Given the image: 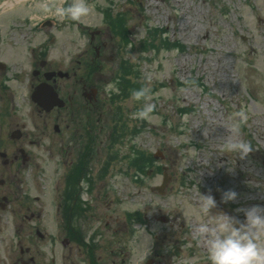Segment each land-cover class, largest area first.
<instances>
[{
	"label": "rangeland",
	"instance_id": "1",
	"mask_svg": "<svg viewBox=\"0 0 264 264\" xmlns=\"http://www.w3.org/2000/svg\"><path fill=\"white\" fill-rule=\"evenodd\" d=\"M44 3L62 4L27 0L0 12V57L9 65L3 74L8 78L6 92L12 95L3 96L13 102L14 109L9 107L15 115L7 117V123L0 121V128L6 133L18 122V127L24 124L25 140L37 139L23 143L31 156L29 166L0 164L4 168L0 178L6 179L0 181V202L3 195L11 204L13 193L19 199L28 195L35 213L24 224L19 215L25 206L15 207L21 211L15 216L2 212L0 264H22L20 258L27 263L31 255L34 264H62L65 249L57 205L63 173L77 159L80 142L93 149L86 157L94 183L80 197L88 203L90 225L103 233L96 252L110 257L107 250L114 248L117 264L121 248L127 252V264H144L146 257L157 261L160 253L166 264H208L205 244L193 239L198 223L210 218L200 210L199 193L214 196L234 190L237 196L223 202L224 212L241 219L238 208L264 205V0H87L92 10L78 21H61L43 12ZM45 18L55 22L48 32L36 28ZM112 18H118L121 33H127V44L109 29ZM11 28L20 29L17 36ZM94 29L100 31L93 41L99 45L96 80L95 71L86 68L94 57L87 30ZM166 42L170 47L165 48ZM146 43L153 49L142 51ZM32 48L47 50L49 67L73 71L80 65L79 74L89 77L85 81L96 82V99L82 96L79 77L70 72L67 80L57 79L65 106L39 112L27 98L22 79L15 76L20 67L26 69ZM122 63L134 66L139 77L129 86L138 89L150 82L148 102L155 108L149 119L131 118L145 101L105 92L108 83L116 84ZM21 76L29 87L30 71ZM6 101L0 97V109ZM236 126L240 137L252 144L243 159L221 152ZM113 127L123 130L120 141L111 144ZM157 150L160 156L152 161L149 174L140 173L134 167L140 159L138 154L132 157L133 151L151 156ZM158 165H166L169 176L163 192L155 189L162 178ZM16 172L22 179L19 184ZM216 201L212 215L222 212L220 197ZM130 213L142 221L131 222ZM181 221L193 231L190 237L178 239ZM89 263L86 258L81 262Z\"/></svg>",
	"mask_w": 264,
	"mask_h": 264
},
{
	"label": "flooded vegetation",
	"instance_id": "2",
	"mask_svg": "<svg viewBox=\"0 0 264 264\" xmlns=\"http://www.w3.org/2000/svg\"><path fill=\"white\" fill-rule=\"evenodd\" d=\"M46 25H51V23L49 24L48 21H43L40 23V27L46 26ZM80 28L84 30L82 26H80ZM11 31H14L15 32L14 36H17V33L18 31H20V29L11 28L10 32ZM95 36H96V30L89 31L88 45L93 48L94 57L90 61H88L86 68L90 70L91 73L93 72V70L95 71L94 79L96 80V47L97 46L93 44V41L95 40ZM27 37H29V35H27ZM31 50H32L31 52L32 59L29 58L28 60L29 65L27 63L26 69L23 70L24 67H20L19 70L15 69L16 70L15 76L16 77L18 76V79H22V80H19V82L20 84L24 85L27 89V94H26L27 98L29 97L30 99L31 91L34 90L36 86L39 85L40 83L45 82L46 78H50L49 82L52 83L53 86L59 92L60 88L57 83V79L61 78V79L67 80L70 77V72H71L72 77L74 78L79 77V82L81 83L82 92L85 95V97L87 96L86 99H88L89 101L94 100L95 96H93L92 94L94 93L93 89L96 90V86H95L96 82H92L89 80L85 81V79L89 77H86V75L82 76L79 74V71L81 69L80 65H77L73 71L69 69L65 70L67 71L68 74H64L63 77H61L62 75H57V74L52 76V74L49 73L50 71L52 70L57 71L60 69L52 68L48 66V60L46 58L47 50L46 49L38 50L37 52L35 51L34 48H32ZM37 56H39V58H35ZM31 63H32V66H31ZM29 66L32 68H29ZM5 67H6L5 65L3 67V65L0 64V73H1L0 74V97L2 98V100L4 99V101H6V97L4 98L3 94L4 92H6V89L9 90V84L7 82L8 78H5L3 74L5 72ZM27 69L30 71V74H31V77L29 81L27 82L29 84V87L26 85L25 77L21 76L22 74L25 73V71L26 72L28 71ZM4 95H7V97L9 96V98H11L12 96L10 91H8V93L6 92ZM9 105L12 107V109H14L13 102L11 103L7 102V106L5 104L2 107V109H0V121L2 123H5L6 121H8L7 117H9L11 114L15 116L12 109H10ZM38 108H39V112H42V111L50 112L55 107H53L52 109L48 111L40 107ZM14 111H17V109H15ZM31 114L34 115V113L32 112ZM18 124H19L18 122H15V128L11 130L8 129L6 133L2 132L3 130L2 127L0 128V156L1 158H3L2 163L0 164H2V166L4 164H8V166L10 167L14 163H17L19 166L23 164L24 166L25 164L29 166L31 163L29 161V159L31 158L30 153L25 149L23 143L26 140H27V143L29 144L36 143L37 139L28 138L25 140L24 138L27 135L23 131L24 124L20 125V127L17 126ZM55 130L57 131L59 130L58 126H55ZM84 149L85 147L82 146V150H81L82 155H78L77 159L73 162L74 164L70 163L66 167V170L64 171V176H63L64 179H63V184H62L64 198L62 202H60L57 205V210L60 211L61 209L60 222H61V228H62L61 232L63 236L62 245L65 249L64 253H62V264H81L82 261H85V258L88 261H90L89 264H117L115 262L116 260L114 259V256L116 254V252L114 251V248H110L109 250H107L110 257L103 256L100 253H98L101 251L96 252L98 241L103 236V233L100 230H96V225L94 226L90 225L89 220L92 217L91 215L85 214L87 210L85 204H88V203L83 202V199L80 197L82 190L88 191L92 189L90 187V184L94 183L91 178L92 176H90L91 175L90 162H89V166L86 165V162L83 163L81 166L76 165L79 159L81 158L85 159V155L90 156V152L93 151V149L92 150L90 149L89 144H88L86 153ZM3 167H0L1 174H3V170H4ZM7 170H9V168ZM76 171H78L79 173H77V177H74L73 174ZM16 176H17V172H16ZM65 179H68L67 182H65ZM21 180L22 179L17 176L15 182L19 184ZM0 181L5 182L6 179L3 180L0 178ZM69 188H71L72 191H70ZM12 196H13L12 204L9 203V201H7L8 200L7 195L1 196L3 202H0V209H1L0 210V222L2 221V212L12 213L13 216H15L21 211L17 212L14 208L15 207L18 208L19 204H21V206H25V207H22L24 209H23V212L19 215V218H21V221L24 222L25 224L27 222L26 219L30 221L31 218L35 214L34 211L30 209L29 204H28V201H30L31 199L28 195H24L22 196L21 199H19L17 193H13ZM214 196L216 200L219 199L220 197L219 194H216ZM34 197L36 198V196ZM85 221L88 223L87 226H85ZM181 222L182 223H179V226H181V229L177 231V236L181 237L182 235H185L186 237H190V234H192L193 231L190 230V228L187 225L185 226L183 221ZM15 227H16V231L20 233L21 231L17 228L16 224H15ZM35 232L37 235L42 236V234L39 232L38 229H35ZM29 249H30L29 247H26L24 250L29 251ZM19 252L20 253L23 252L22 247H19ZM75 254H76V257L74 256ZM118 254L120 256L118 260L119 261L118 264H127V258H126L127 252L125 250L123 251V248H121L119 249ZM20 260L22 261V264H34L35 258L33 255L29 256L27 263L24 258H20ZM145 260L149 262L148 264H154V263L166 264L165 260L167 259L165 258L163 253H160L159 257L157 258V261H154L153 258H149V257H146Z\"/></svg>",
	"mask_w": 264,
	"mask_h": 264
},
{
	"label": "clouds",
	"instance_id": "3",
	"mask_svg": "<svg viewBox=\"0 0 264 264\" xmlns=\"http://www.w3.org/2000/svg\"><path fill=\"white\" fill-rule=\"evenodd\" d=\"M41 10L51 13L59 20L70 19L78 21L92 10L87 0H70L67 6L61 4L44 3ZM106 94H119L120 89L114 83H108ZM131 98L134 101H145L142 106L131 114L132 119H149L155 104L150 103V82L133 89ZM252 150V144L240 137L238 126L232 129L231 137L223 143L222 153H234L243 159ZM237 193L232 189L221 192V202L232 201ZM199 207L205 219L194 229L193 239L206 246L208 264H264V205L255 204L236 211L243 214V218L228 213L210 214V209L217 204L215 197L209 192L199 193Z\"/></svg>",
	"mask_w": 264,
	"mask_h": 264
},
{
	"label": "water",
	"instance_id": "4",
	"mask_svg": "<svg viewBox=\"0 0 264 264\" xmlns=\"http://www.w3.org/2000/svg\"><path fill=\"white\" fill-rule=\"evenodd\" d=\"M32 98L39 104V105H46V109H48V107H51L55 104L61 105L62 102L60 101V99H58L55 91H53L52 89L48 91V93H46L43 89L41 88H37L33 94H32ZM163 169H165V167H163ZM168 181V175L164 172V176H163V180L160 186H155V189L157 192H162L163 188L165 187V185L167 184Z\"/></svg>",
	"mask_w": 264,
	"mask_h": 264
},
{
	"label": "trees",
	"instance_id": "5",
	"mask_svg": "<svg viewBox=\"0 0 264 264\" xmlns=\"http://www.w3.org/2000/svg\"><path fill=\"white\" fill-rule=\"evenodd\" d=\"M117 28H118V32L121 33V30H122L121 27H119V25H118ZM161 43L163 44V42H161ZM150 45L153 46V44H150ZM166 45H167V42H166ZM123 71H125V70H123ZM118 86H119V88L121 89L119 83H118ZM124 87H127V85L124 84ZM130 88H131V89H134V88H135L134 84H132V85L130 86ZM139 154H140V155H139V159H140V161H142V163H138V164H136V166H134V167H136L137 170H139L140 172H144V168H143V170H142V167H151V164H152L153 158H152L150 155H148L147 157H145V156H141V153H139ZM143 161H144V163H143ZM146 162H147V164H146ZM132 165H133V164H132Z\"/></svg>",
	"mask_w": 264,
	"mask_h": 264
},
{
	"label": "bare ground",
	"instance_id": "6",
	"mask_svg": "<svg viewBox=\"0 0 264 264\" xmlns=\"http://www.w3.org/2000/svg\"><path fill=\"white\" fill-rule=\"evenodd\" d=\"M17 1H19V0H16L15 2H17ZM8 5H12L11 3H8Z\"/></svg>",
	"mask_w": 264,
	"mask_h": 264
}]
</instances>
